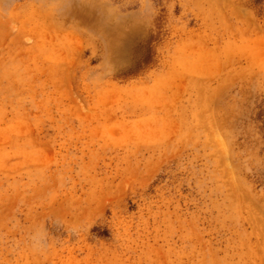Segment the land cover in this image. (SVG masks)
<instances>
[{
  "label": "rangeland",
  "instance_id": "1",
  "mask_svg": "<svg viewBox=\"0 0 264 264\" xmlns=\"http://www.w3.org/2000/svg\"><path fill=\"white\" fill-rule=\"evenodd\" d=\"M0 264H264V0H0Z\"/></svg>",
  "mask_w": 264,
  "mask_h": 264
}]
</instances>
